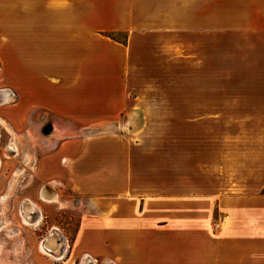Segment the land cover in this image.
Wrapping results in <instances>:
<instances>
[{
  "label": "crops",
  "instance_id": "0c3cea01",
  "mask_svg": "<svg viewBox=\"0 0 264 264\" xmlns=\"http://www.w3.org/2000/svg\"><path fill=\"white\" fill-rule=\"evenodd\" d=\"M233 1L264 29V0ZM221 19L222 0H0L28 136L127 133L43 141L40 194L62 184L95 204L58 261L264 264V92L152 90L215 61Z\"/></svg>",
  "mask_w": 264,
  "mask_h": 264
},
{
  "label": "rangeland",
  "instance_id": "374dc122",
  "mask_svg": "<svg viewBox=\"0 0 264 264\" xmlns=\"http://www.w3.org/2000/svg\"><path fill=\"white\" fill-rule=\"evenodd\" d=\"M233 3V0H222V44L221 50L215 53V61L213 54H207L205 62L201 61L199 69L192 68L188 77L182 75L184 68H176L173 82L159 85L153 91L264 92V29L249 26L261 21V17L249 19L248 16L253 15L244 11L243 5ZM110 36L125 41L127 32L110 33ZM12 76L16 81L15 70L11 69L8 75L0 53V264H78L79 260L74 257L58 261L45 251V246L61 251L58 235H65L69 242L73 240L83 214L92 211L95 204L62 184L56 187L58 192L54 199L40 194L42 182L36 165L42 153L40 147L43 141L58 136L63 141L85 136L95 140H118L127 133L114 124L101 127L104 130L59 133L52 131L48 124L28 136L20 118L21 100L10 84ZM212 118L191 117L194 122L205 119L206 123H212ZM12 145L15 146L14 154ZM36 210L40 212L38 218L32 216ZM55 228L59 234L54 233ZM69 254L67 251V256Z\"/></svg>",
  "mask_w": 264,
  "mask_h": 264
},
{
  "label": "bare ground",
  "instance_id": "6f19581e",
  "mask_svg": "<svg viewBox=\"0 0 264 264\" xmlns=\"http://www.w3.org/2000/svg\"><path fill=\"white\" fill-rule=\"evenodd\" d=\"M12 147V146H11ZM13 148V147H12ZM15 149V148H14ZM42 195L45 197V198H49V199H54L56 198L57 196V193L55 190H53V188L49 185V184H46L44 187H43V190H42ZM31 206V210H33L35 207L34 205H30ZM27 217H28V220H31V217H30V214H27ZM39 217V216H38ZM36 217V218H38ZM34 220V219H33ZM36 220V219H35ZM55 248V247H53ZM52 247H47L45 246V251L47 253H49L50 255H53V257L57 258V259H62L64 258V252L63 251H59V249L57 250H54ZM56 249V248H55Z\"/></svg>",
  "mask_w": 264,
  "mask_h": 264
},
{
  "label": "flooded vegetation",
  "instance_id": "af4514ba",
  "mask_svg": "<svg viewBox=\"0 0 264 264\" xmlns=\"http://www.w3.org/2000/svg\"><path fill=\"white\" fill-rule=\"evenodd\" d=\"M39 213H40V212H39L38 210H36V211L32 214V216L35 218V217L38 216ZM54 233H55V234H59L57 228L54 229ZM58 236H59L58 241H59L60 243H62L61 246H60V249H61V251L63 250V252L66 254V252L68 251L67 239H66L65 235H63V236L58 235Z\"/></svg>",
  "mask_w": 264,
  "mask_h": 264
},
{
  "label": "built area",
  "instance_id": "2783aa9c",
  "mask_svg": "<svg viewBox=\"0 0 264 264\" xmlns=\"http://www.w3.org/2000/svg\"><path fill=\"white\" fill-rule=\"evenodd\" d=\"M218 226H219V224L217 223V224H216V227H218Z\"/></svg>",
  "mask_w": 264,
  "mask_h": 264
}]
</instances>
